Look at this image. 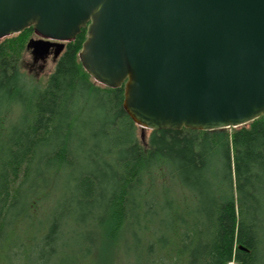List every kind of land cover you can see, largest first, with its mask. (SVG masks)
<instances>
[{
  "label": "trees",
  "instance_id": "trees-1",
  "mask_svg": "<svg viewBox=\"0 0 264 264\" xmlns=\"http://www.w3.org/2000/svg\"><path fill=\"white\" fill-rule=\"evenodd\" d=\"M32 34L0 40V264H264V116L141 139L82 68L86 30L44 84Z\"/></svg>",
  "mask_w": 264,
  "mask_h": 264
},
{
  "label": "water",
  "instance_id": "water-1",
  "mask_svg": "<svg viewBox=\"0 0 264 264\" xmlns=\"http://www.w3.org/2000/svg\"><path fill=\"white\" fill-rule=\"evenodd\" d=\"M28 28L37 38L26 50L40 62L86 30L82 68L123 87L141 139L264 116V0H0V40Z\"/></svg>",
  "mask_w": 264,
  "mask_h": 264
},
{
  "label": "rangeland",
  "instance_id": "rangeland-1",
  "mask_svg": "<svg viewBox=\"0 0 264 264\" xmlns=\"http://www.w3.org/2000/svg\"><path fill=\"white\" fill-rule=\"evenodd\" d=\"M34 34L30 36L28 41L30 39H36ZM27 41V42H28ZM55 64V60L51 58V56H48L44 61H39V63H33V57L31 55V52L29 50H26L23 52L21 59H20V66L23 73H26L28 76L32 78V80L40 83H45L51 72L53 71ZM149 131H146L144 133V137L148 135ZM138 134H141L140 129L138 130ZM235 264V263H230Z\"/></svg>",
  "mask_w": 264,
  "mask_h": 264
},
{
  "label": "flooded vegetation",
  "instance_id": "flooded-vegetation-1",
  "mask_svg": "<svg viewBox=\"0 0 264 264\" xmlns=\"http://www.w3.org/2000/svg\"><path fill=\"white\" fill-rule=\"evenodd\" d=\"M34 38H36V37H34ZM49 56H51V58L54 60L52 52L50 53ZM33 63H39V61H34V60H33Z\"/></svg>",
  "mask_w": 264,
  "mask_h": 264
}]
</instances>
